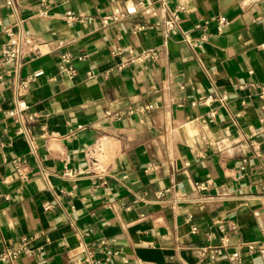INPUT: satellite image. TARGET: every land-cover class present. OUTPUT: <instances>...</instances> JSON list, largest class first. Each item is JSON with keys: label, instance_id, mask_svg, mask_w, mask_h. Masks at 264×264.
<instances>
[{"label": "crops", "instance_id": "0c3cea01", "mask_svg": "<svg viewBox=\"0 0 264 264\" xmlns=\"http://www.w3.org/2000/svg\"><path fill=\"white\" fill-rule=\"evenodd\" d=\"M164 1L0 0L5 264H264V0Z\"/></svg>", "mask_w": 264, "mask_h": 264}, {"label": "built area", "instance_id": "2783aa9c", "mask_svg": "<svg viewBox=\"0 0 264 264\" xmlns=\"http://www.w3.org/2000/svg\"><path fill=\"white\" fill-rule=\"evenodd\" d=\"M7 3L10 6H13L12 0H8ZM162 5L164 7H166L167 6L166 1L162 0ZM166 9L168 10L167 7H166ZM168 12L170 14V18L167 21L168 31L170 33H174L176 31V28H177V25L179 22V15H178L177 11L168 10ZM153 15L156 16V13H153ZM66 19L68 22L75 21L76 15L73 12H68L66 14ZM112 19L117 20L118 18L115 17ZM226 21H227L226 18H224V17L220 18V25H223ZM7 33L10 36V40L3 47V51H2L3 62L5 65L13 66L16 70H18L20 68V62H21L22 41L19 37H15L10 32V30H8ZM151 58L156 59L157 54L154 52H144L141 55L132 56L129 59L128 63L134 64V63H138V62H141L143 60H147V59H151ZM61 70L63 73H65L66 75H68L70 77H74L76 75V70L71 64V56L70 55L66 54L63 56ZM40 75H42V72L34 73L33 75L28 77L27 81H34ZM206 101L207 100L199 99L198 103H202V102L206 103ZM26 108H27V105L25 104V102L17 100L15 103V107H14L13 111H11V115H14L15 113H19V112L25 110ZM16 164L18 166L20 165L18 163V161L16 162ZM19 173L22 174L20 171H19ZM66 174L69 175V173H66ZM203 187H205V185H203V184L197 185V188H199V189H202ZM193 230L197 231V228L194 227ZM219 232H220V239H219L220 247H226L230 242V237H229V235H228V233L224 227H220ZM209 248L210 247H206L205 251H208ZM250 249L253 250V246H251ZM32 253H33V250L25 244L19 245L16 248L7 247L3 251L0 252V264H5L6 262H12V261L16 260L17 258H19V256L21 254H32ZM217 257H218V251L215 249V250H213L212 258L216 259ZM233 259L238 261L239 255L234 254Z\"/></svg>", "mask_w": 264, "mask_h": 264}]
</instances>
